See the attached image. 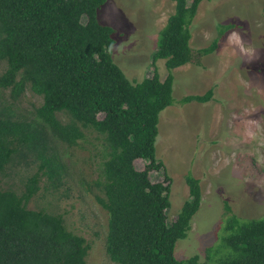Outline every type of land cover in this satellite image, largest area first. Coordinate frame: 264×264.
I'll return each instance as SVG.
<instances>
[{
    "label": "trees",
    "instance_id": "obj_1",
    "mask_svg": "<svg viewBox=\"0 0 264 264\" xmlns=\"http://www.w3.org/2000/svg\"><path fill=\"white\" fill-rule=\"evenodd\" d=\"M107 1L0 0V61L7 62L0 87L10 88L14 100L28 87L43 97L37 119H16L0 108V264H88L90 244L68 229L63 215L28 207L44 179L47 189L64 183L54 141L76 145L86 129L103 135L109 149L97 184L104 192L98 201L109 214L110 259L117 264H198V255L179 259L175 246L188 236L201 206L200 178L186 175L190 198L169 224L171 177L165 173L163 181L153 182L150 172L164 167L156 158L160 113L175 103L173 70L194 62L191 25L204 0H172L176 11L160 31L153 75L140 82L130 80L113 59L114 28L97 16ZM234 26L219 29L223 34ZM218 47L215 38L198 53L207 56ZM159 59L169 70L164 80ZM214 93L210 88L180 102L206 103ZM140 158L150 161L143 170L135 166ZM21 160L37 166L24 192L3 189L2 175ZM226 210L231 212L228 202ZM225 231L218 245L206 249L209 260L264 264V216L241 220L228 215Z\"/></svg>",
    "mask_w": 264,
    "mask_h": 264
},
{
    "label": "rangeland",
    "instance_id": "obj_2",
    "mask_svg": "<svg viewBox=\"0 0 264 264\" xmlns=\"http://www.w3.org/2000/svg\"><path fill=\"white\" fill-rule=\"evenodd\" d=\"M175 11L172 0H108L98 10L99 21L114 28L113 59L130 80L140 82L153 75L160 31ZM224 24L235 26L221 34ZM191 32L195 59L173 70L175 103L160 113L156 140V158L164 167L151 171L150 178L158 182L165 173L171 177L169 224L190 198L186 175L200 178L201 206L188 236L177 241L175 255L179 259L198 255V264H214L206 249L221 241L228 215L241 220L264 216V0H204ZM215 38L218 49L200 55L198 50ZM157 67L164 80L169 73L166 60L159 59ZM6 69L7 62L0 61V76ZM210 88L215 93L209 102H180ZM42 103L43 97L29 87L17 100L10 88L0 87V108L16 119H37ZM59 117L68 120L63 114ZM85 132L73 146L54 141L65 168L64 183L57 190L47 189L44 179L28 207L63 215L68 229L90 244L88 264H117L106 250L109 214L98 201L104 197L97 182L109 149L103 135L93 129ZM149 162L140 158L135 166L143 170ZM36 171L34 164L13 162L2 175L1 186L22 194Z\"/></svg>",
    "mask_w": 264,
    "mask_h": 264
}]
</instances>
